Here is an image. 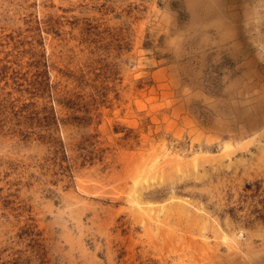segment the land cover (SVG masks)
Returning a JSON list of instances; mask_svg holds the SVG:
<instances>
[{"label": "rangeland", "instance_id": "rangeland-1", "mask_svg": "<svg viewBox=\"0 0 264 264\" xmlns=\"http://www.w3.org/2000/svg\"><path fill=\"white\" fill-rule=\"evenodd\" d=\"M0 264H264V0H0Z\"/></svg>", "mask_w": 264, "mask_h": 264}, {"label": "bare ground", "instance_id": "bare-ground-1", "mask_svg": "<svg viewBox=\"0 0 264 264\" xmlns=\"http://www.w3.org/2000/svg\"><path fill=\"white\" fill-rule=\"evenodd\" d=\"M214 1V0H213ZM218 5V4H216ZM210 6V5H209ZM131 206L133 207L134 211H136L137 213H140L142 215L146 214L148 215V213L151 215V213L155 212L154 209L150 208V207H146L143 202L141 201V198L135 197L131 200ZM154 214V213H153ZM152 214V215H153ZM149 217V216H148ZM152 217V216H151ZM155 217V215H154Z\"/></svg>", "mask_w": 264, "mask_h": 264}]
</instances>
